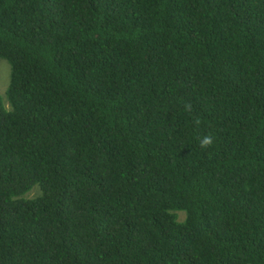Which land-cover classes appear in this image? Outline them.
I'll return each instance as SVG.
<instances>
[{"label": "trees", "instance_id": "obj_1", "mask_svg": "<svg viewBox=\"0 0 264 264\" xmlns=\"http://www.w3.org/2000/svg\"><path fill=\"white\" fill-rule=\"evenodd\" d=\"M0 59V264H264V0H0Z\"/></svg>", "mask_w": 264, "mask_h": 264}, {"label": "rangeland", "instance_id": "obj_2", "mask_svg": "<svg viewBox=\"0 0 264 264\" xmlns=\"http://www.w3.org/2000/svg\"><path fill=\"white\" fill-rule=\"evenodd\" d=\"M10 82V66L4 59H0V95L5 100V92ZM7 107V104H6ZM39 194V189L35 187L30 193L29 198H33ZM179 220L184 218L183 213L178 214Z\"/></svg>", "mask_w": 264, "mask_h": 264}, {"label": "clouds", "instance_id": "obj_3", "mask_svg": "<svg viewBox=\"0 0 264 264\" xmlns=\"http://www.w3.org/2000/svg\"><path fill=\"white\" fill-rule=\"evenodd\" d=\"M212 143H213V140H212V137H211V136H206V137H204V138L201 140V142H200L202 148H206V147H208L209 145H211ZM35 197H36V196H35Z\"/></svg>", "mask_w": 264, "mask_h": 264}]
</instances>
